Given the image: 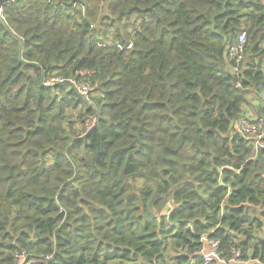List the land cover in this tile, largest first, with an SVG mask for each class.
I'll return each instance as SVG.
<instances>
[{
    "label": "trees",
    "instance_id": "obj_1",
    "mask_svg": "<svg viewBox=\"0 0 264 264\" xmlns=\"http://www.w3.org/2000/svg\"><path fill=\"white\" fill-rule=\"evenodd\" d=\"M1 16L0 264H203L204 238L264 264L263 167L236 126L264 118V0H17Z\"/></svg>",
    "mask_w": 264,
    "mask_h": 264
},
{
    "label": "built area",
    "instance_id": "obj_2",
    "mask_svg": "<svg viewBox=\"0 0 264 264\" xmlns=\"http://www.w3.org/2000/svg\"><path fill=\"white\" fill-rule=\"evenodd\" d=\"M247 42V35L245 32L241 33L235 43L228 48V62L235 61L239 64L243 59L244 49ZM91 71H80L79 78H70L68 81L73 85L77 92L84 98H89L91 92V85L89 77L91 76ZM56 80H63L62 78H51V76L46 79V84H52ZM97 122L96 116H91L85 119L83 126V134L92 129ZM236 126L242 132L251 136L257 144H261V138L264 131V118L260 120L258 125L252 124L244 118L238 119L236 121ZM206 246L197 254L202 260L203 264H248L241 260V250L232 247L231 248V258L227 260L224 256V252L221 250L220 240L207 238L203 239ZM18 264H23L27 256L24 251L20 252L18 255ZM188 264H194V261H190Z\"/></svg>",
    "mask_w": 264,
    "mask_h": 264
},
{
    "label": "water",
    "instance_id": "obj_3",
    "mask_svg": "<svg viewBox=\"0 0 264 264\" xmlns=\"http://www.w3.org/2000/svg\"><path fill=\"white\" fill-rule=\"evenodd\" d=\"M9 1H17V0H0V21L2 23H4V24H5V21H4L3 17L1 16V10H2L4 4L8 3ZM19 44L21 45V39H19ZM19 58H21V52L20 51H19ZM233 84L235 86L239 87L236 78H233ZM257 157H258V159L260 160V162L262 164L263 172H264V155L262 153V145L261 144L257 145Z\"/></svg>",
    "mask_w": 264,
    "mask_h": 264
},
{
    "label": "rangeland",
    "instance_id": "obj_4",
    "mask_svg": "<svg viewBox=\"0 0 264 264\" xmlns=\"http://www.w3.org/2000/svg\"><path fill=\"white\" fill-rule=\"evenodd\" d=\"M79 125H80V127H83V126L81 125V123H80Z\"/></svg>",
    "mask_w": 264,
    "mask_h": 264
}]
</instances>
